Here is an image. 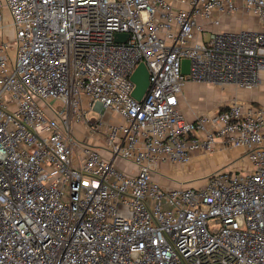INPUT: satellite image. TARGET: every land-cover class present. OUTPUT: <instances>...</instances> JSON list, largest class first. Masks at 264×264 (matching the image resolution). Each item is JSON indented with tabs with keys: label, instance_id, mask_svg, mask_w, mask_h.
I'll use <instances>...</instances> for the list:
<instances>
[{
	"label": "built area",
	"instance_id": "built-area-1",
	"mask_svg": "<svg viewBox=\"0 0 264 264\" xmlns=\"http://www.w3.org/2000/svg\"><path fill=\"white\" fill-rule=\"evenodd\" d=\"M240 10L259 28L222 29ZM189 81L264 85V0H0V264H264V103L190 120ZM234 148L200 185L156 178Z\"/></svg>",
	"mask_w": 264,
	"mask_h": 264
},
{
	"label": "rangeland",
	"instance_id": "rangeland-1",
	"mask_svg": "<svg viewBox=\"0 0 264 264\" xmlns=\"http://www.w3.org/2000/svg\"><path fill=\"white\" fill-rule=\"evenodd\" d=\"M7 20V17L4 19V21ZM230 28L234 29H246V28H251V29H256L259 28L258 25V20H256L254 17H252L251 14L248 13H238L235 18L232 21L227 22ZM4 38H8L9 40L14 39V29H5L3 31ZM207 89L206 91L209 93L210 91L213 92L215 90V86L212 84H207ZM221 89H224L223 87H220ZM231 87L229 88L228 91H230ZM237 89L241 90L242 92H245V97L241 96L243 99H252V96H256V98L260 99L261 101H264V85H262L260 88L256 90H242V89ZM237 92L234 90L230 92V95L228 96V99L226 101H229V97H232L234 95H237ZM59 102L55 101L53 103V106H56ZM100 109L99 107H94L92 110L88 112V117H95L99 118L100 117ZM75 133L77 136H79L81 139L88 140L90 142H95L97 143L96 140H99V142L103 143L104 140L97 139V137L91 136L89 133L87 127L85 124L80 123L79 126L75 127ZM102 146V144H100ZM211 155H205V154H199L197 158H193L189 163H184V164H163L160 165V170L164 171L163 175H158L159 180L163 184H168V185H200L204 183L206 177L215 171L218 166H214L210 160ZM228 158V156H225ZM196 159L202 160L201 162L206 161L205 163H196ZM227 169V168H226Z\"/></svg>",
	"mask_w": 264,
	"mask_h": 264
},
{
	"label": "crops",
	"instance_id": "crops-1",
	"mask_svg": "<svg viewBox=\"0 0 264 264\" xmlns=\"http://www.w3.org/2000/svg\"><path fill=\"white\" fill-rule=\"evenodd\" d=\"M238 13L242 14V13H245V11L240 10L236 14L231 16L230 18H225L223 21L222 29H229L230 27L229 25H227L228 24L227 22L232 21ZM246 13L250 14L249 12H246ZM252 17H254L257 20L256 16L252 15ZM207 84H210V83H200V82H195V81H189L186 84V87L182 94L180 108L188 119L192 120L196 117L197 114L202 113V112H211V111L216 110L220 105L226 102V100L228 99V96L230 95L231 90L232 91L235 90L237 92L236 87L232 84L225 86L224 89H221L219 86L212 84L213 86H215V90H213V92L210 91L208 93L206 91ZM230 87L231 89L230 91H228ZM242 90H245V89H242ZM237 95L239 97L243 96L244 98L245 92L238 90ZM252 99H256L264 103V101H261L259 98L257 99L255 95L252 96ZM76 126L78 127L79 124ZM198 155L199 154H195L194 158H197ZM242 155H243V150L241 148H234L233 150H228L224 152H220L217 149L215 153H213L210 156V160L212 164L216 167L219 164V167L215 169V170H218L220 168H224L229 165L231 166L234 165L235 160L239 159ZM225 156H228V158H226ZM201 161L202 160L200 159H196V163H199V164L206 162V161L204 162H201ZM156 178L159 180V177L156 176Z\"/></svg>",
	"mask_w": 264,
	"mask_h": 264
},
{
	"label": "water",
	"instance_id": "water-1",
	"mask_svg": "<svg viewBox=\"0 0 264 264\" xmlns=\"http://www.w3.org/2000/svg\"><path fill=\"white\" fill-rule=\"evenodd\" d=\"M126 34H117V41H126ZM190 71V60H182V72L183 74H189ZM150 73L145 63H140L131 75V80L135 84L132 95L135 99L141 100L146 93L150 85Z\"/></svg>",
	"mask_w": 264,
	"mask_h": 264
}]
</instances>
